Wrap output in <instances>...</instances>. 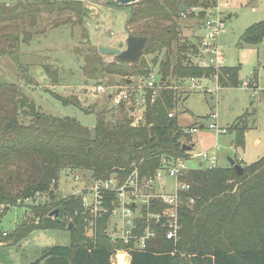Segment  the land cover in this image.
<instances>
[{"label": "trees", "instance_id": "16d2710c", "mask_svg": "<svg viewBox=\"0 0 264 264\" xmlns=\"http://www.w3.org/2000/svg\"><path fill=\"white\" fill-rule=\"evenodd\" d=\"M216 3L217 0H141L123 6L107 0L109 7L129 11L125 26L128 34L149 38L138 62L116 58V62L107 64L98 48H89L83 73L97 81L104 72L120 75L118 85H128L134 76L147 78L154 68L160 82L168 86H177L189 77L217 73L222 87H239L240 65L225 66L218 72L202 67L188 56L191 38L183 44L179 42L175 19L181 18L182 12H192L183 11L182 4L201 7L198 15L203 20L206 10ZM64 4V9L79 16L86 10L78 0ZM17 6L29 13L19 3L0 6V18L10 20L1 27L6 32H0V55L13 60L23 71L21 44H28L33 33L24 27L20 29L22 37L21 33L9 32L11 24L19 25ZM263 39L264 21H260L243 32L239 44L255 45ZM192 47L197 54L199 47ZM163 52L165 56L160 60ZM43 68L54 81L58 72L50 65ZM180 98L176 89H164L156 98L148 91L142 122L134 124V109L122 104L118 106L119 116L107 119L99 114L91 129L74 117L40 111L19 82H0V206L5 212L27 204L30 210L13 231L7 233L0 227V244H15L35 231L67 230L68 244L44 247L40 256L28 264H264V155L249 165L234 158L244 166L242 174L230 164L192 168L185 176L191 184L185 196L194 198V203L181 207L180 239H166L165 229L159 227L145 250L118 251L123 247L114 244L106 233L107 218L98 222L95 236L88 237L82 217L74 214L81 209V195L57 196L65 170L81 175V181H104L113 175L125 181L135 169L142 177L155 176L164 159L187 157L189 151L183 148L192 144L191 135L183 130L175 114L169 116ZM58 99L86 111L77 97ZM24 117H31L29 123L24 122ZM239 119L243 123L242 117ZM248 129L245 123L229 127L236 134L235 146H244ZM55 209H60L62 217L50 216Z\"/></svg>", "mask_w": 264, "mask_h": 264}, {"label": "rangeland", "instance_id": "374dc122", "mask_svg": "<svg viewBox=\"0 0 264 264\" xmlns=\"http://www.w3.org/2000/svg\"><path fill=\"white\" fill-rule=\"evenodd\" d=\"M74 1L77 0H0V6L5 4L13 7L19 3L29 11L26 13L23 7L17 6L16 18L19 25L11 24L9 32L21 33L22 27L23 30L25 28L33 33L28 44H21L25 67L23 71H19L13 60L0 55V82H19L24 86L28 99L34 101L40 111L59 117H74L93 129L99 114L110 119L121 113L118 106L108 101V95L121 84L122 77L104 72L97 81L86 75L82 71L84 56L89 48H120V45H124L128 34L125 26L129 11L111 8L107 5V0H78L86 9L82 16L61 6ZM39 6L41 8L36 10ZM220 8L225 28L219 37V44L225 65L241 66L240 85L221 87L215 93L178 90V93L185 97L177 101L173 111L186 133L190 126L195 125L198 128L197 132L192 133L193 152L216 149L217 160L203 161L204 167H225L230 164L229 158H237L243 165H249L264 155V39L255 45L239 44L241 35L249 26L264 21V0H220ZM199 11L201 8L190 12L195 16L188 13L186 17L175 19L180 32V44L191 38L190 43L199 47L197 54L194 53L192 44L187 50L188 56L196 63L202 61L199 58L200 43L205 33ZM8 21L0 18V32H6L1 27ZM30 23L33 26H29ZM174 50H177L176 47ZM102 56L107 64L116 62L114 55ZM164 56L163 52L159 59ZM209 62L214 61L210 59ZM45 64L58 72L54 81L44 70ZM131 79L140 83L143 78L134 76ZM202 82L212 87L216 85L215 81ZM245 82H248L250 87H244ZM97 85H103L107 91H94ZM58 97H77L86 111L74 104H64ZM213 114H217V119L212 118ZM241 117L249 129L244 146L237 147L233 145L236 134L231 133L229 127L232 124L241 127ZM23 120L29 123L31 117H24ZM210 123H217L218 127L228 130L226 133H219L209 127ZM200 161L199 158L191 159L188 164L196 168L200 166ZM68 171L70 175L67 174ZM74 175L77 174L70 170L62 172L60 188L57 190L58 197L83 187V182L76 180ZM79 177L81 179V175ZM42 199L46 201L45 196ZM4 210V207L0 206V227L7 233L13 231L25 215H30L27 204L12 207L9 211ZM69 241L67 230L35 231L15 244L5 241L0 244V264H28L40 256L44 247L68 244Z\"/></svg>", "mask_w": 264, "mask_h": 264}, {"label": "built area", "instance_id": "2783aa9c", "mask_svg": "<svg viewBox=\"0 0 264 264\" xmlns=\"http://www.w3.org/2000/svg\"><path fill=\"white\" fill-rule=\"evenodd\" d=\"M199 6L189 7L196 11ZM220 0L214 7L206 10L203 19L204 35L201 37L200 56L198 64L202 67H212L217 72L225 67V58L219 44V37L225 28V21L220 10ZM202 10V8H201ZM200 12V11H199ZM187 13L182 12V17ZM195 35V34H194ZM212 59V62L209 60ZM202 81H215V86H209ZM244 87H250L248 82ZM218 74L211 77H189L177 86H168L161 83L158 70L152 68L150 75L143 78L134 89L128 85H117L111 93L110 99L114 106H126L133 108L131 115L134 124L143 120L145 114V97L148 91L156 98L164 89H176L184 92L205 91L215 93L221 88ZM139 90V92H137ZM94 91L104 93L107 88L103 85L94 87ZM174 116V112L169 114ZM217 114L212 118L217 119ZM209 127L219 133H226V128L218 127L217 123H210ZM192 127L187 134L197 131ZM187 157L164 159L155 176H141L135 169L125 181H119L117 176L104 181H82L83 187L72 194L81 195V209H76L74 214L80 215L86 224L87 236L93 238L96 234L98 222L107 218L106 233L111 241L123 248L120 252L129 250H145L150 240L158 234L159 227L165 229V237L177 242L181 237L182 224L180 222L181 207L185 204L194 203V198L185 196L191 189V184L185 179L186 174L192 169L188 161L199 158L202 165L205 160L215 162L217 160L216 149L201 152H188ZM208 166V167H213ZM80 180L78 175H74Z\"/></svg>", "mask_w": 264, "mask_h": 264}, {"label": "water", "instance_id": "95a60500", "mask_svg": "<svg viewBox=\"0 0 264 264\" xmlns=\"http://www.w3.org/2000/svg\"><path fill=\"white\" fill-rule=\"evenodd\" d=\"M118 5L129 6L134 3H137L141 0H114ZM182 10L187 11L189 10V6L182 4ZM148 36L144 35H134L128 34L126 37L125 44L120 45V48L115 47H107V46H99L98 51L102 55H114L120 61H131V62H138L143 55L145 50ZM130 82V80H129ZM184 150L191 151L193 149L192 145H184ZM229 163L231 166L235 168L238 174H242L244 171V166L238 163L234 158H229ZM55 215V217H62L60 209H55L53 212L50 213V216ZM72 227V223L70 224Z\"/></svg>", "mask_w": 264, "mask_h": 264}, {"label": "crops", "instance_id": "0c3cea01", "mask_svg": "<svg viewBox=\"0 0 264 264\" xmlns=\"http://www.w3.org/2000/svg\"><path fill=\"white\" fill-rule=\"evenodd\" d=\"M202 25H203V24H202ZM193 32H194V34H196V30L193 31ZM127 35H128V34H127ZM127 35H126V37H127ZM226 66H227V65H226ZM131 82H133V83L131 84ZM138 85H139L138 81L133 80V79H131L130 82H129V84H128L129 87H133L134 89H135ZM112 92H113V91H112ZM112 92H111V93H112ZM137 92H139V90H138ZM111 93H109V95H108V96H109V99H108L109 102L111 101V99H110ZM181 95H182V94H181ZM184 97H185V96H183V97L181 96V100L184 99ZM112 106H113V105H112ZM174 113H175V112H174ZM175 114H176V113H175ZM190 127L192 128V127H196V126L194 125V126H190ZM196 132H197V131H196ZM190 135H191V142H192L191 145L194 147L193 139H192V138H193V135H192V134H190ZM233 145L235 146L234 143H233ZM192 150H193V149H192Z\"/></svg>", "mask_w": 264, "mask_h": 264}]
</instances>
